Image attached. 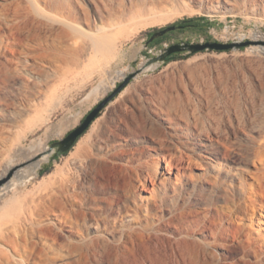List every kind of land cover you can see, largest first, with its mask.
<instances>
[{"label": "rangeland", "instance_id": "rangeland-1", "mask_svg": "<svg viewBox=\"0 0 264 264\" xmlns=\"http://www.w3.org/2000/svg\"><path fill=\"white\" fill-rule=\"evenodd\" d=\"M107 2L110 7L107 20L124 8L130 17L121 30L125 34L113 35L117 38L116 54L100 51L92 56L93 62L92 58L84 57L82 64L71 66L67 73H60L45 85L38 70L41 65L33 57H27V51L34 52L38 46H29L26 42L40 39L42 47L61 50L65 48L64 43L55 42L51 32L41 26L46 18L35 0H0V40L1 35L2 38L7 35V26L12 25V36L25 41L15 45L13 52L0 44V96L13 106L22 102L12 96L17 85L44 90L29 105L21 104L18 109L0 105V172L21 145L29 146L36 139L48 147L76 127L107 94L85 108L79 107L92 89L102 85V91L121 72L136 70L137 66L131 65L133 61L141 66L154 56L146 54V41L154 29L204 15L213 21L208 30L194 32L183 28L164 40L229 42L243 34L248 35L246 39L264 40V0ZM255 33L262 36L257 39ZM21 61H27L26 66ZM169 80L177 84L171 93L165 88L170 86ZM147 92L155 93V103L171 108L183 122H189L195 135L179 143L171 133L170 123L156 115L145 100ZM65 115L74 118L62 131L57 123ZM46 117L44 123L38 124V120ZM25 129L29 132L21 143ZM110 129L122 140L131 137L129 141L124 140L127 150L137 149L139 159L143 163L146 160V165L154 159L161 161L164 155L160 166L165 167L181 151L191 157L176 159V164L183 165L186 173L176 176L175 169L171 182L154 192V212L160 219L148 228L138 227L142 231L141 239L137 240L138 245L135 243L132 253L108 259L109 253L105 252L107 262L264 264V44L258 42L228 51L205 50L185 59L157 62L155 68L139 73L110 101L67 154L54 161L43 156L46 159L42 167L47 162L51 164L49 170L43 175L38 172L19 187L21 198L24 194L26 198L35 195L43 199L44 206L50 208L47 217L52 222L45 237L35 230H25L22 237L17 234L19 251L28 253V264H61V258L54 259L56 247L66 245L71 238L70 228L59 212L68 202L67 193L60 187L62 173L67 169L74 173L71 162L80 145L90 143ZM118 154L117 161L107 162L98 177L105 188L114 186L118 179L123 188V177L117 179L115 174L126 154ZM26 163L29 161L22 166ZM12 177L9 173L0 178V196L2 186ZM33 244L44 247V252H30ZM1 249L5 251L0 253V264H17L12 257L7 259L5 246L1 245ZM2 257L7 261L3 258V262ZM93 257L89 255L87 262L94 261Z\"/></svg>", "mask_w": 264, "mask_h": 264}, {"label": "bare ground", "instance_id": "bare-ground-1", "mask_svg": "<svg viewBox=\"0 0 264 264\" xmlns=\"http://www.w3.org/2000/svg\"><path fill=\"white\" fill-rule=\"evenodd\" d=\"M129 1L132 2V0ZM227 1L234 3V0ZM35 3L43 13L41 15L46 18V21L42 22L41 20V26L43 25L51 32L55 42L65 45V48L61 50L42 47L40 39L33 40V43H30L31 41L26 42L29 46H38H35L38 49L34 52L27 51V57H33L35 62L41 65L38 70L43 84L58 77L60 73H67L71 66L82 64L84 57L92 58L104 50H108L113 55L116 54L117 38L113 35L120 32L123 36L125 33L121 30L124 28V23L128 19L130 20L127 8H124L121 13L113 14L109 18L110 20H107V13L110 12L107 0H35ZM12 29V25L7 26V35L5 38H2L1 35L0 44L13 52L15 45L25 41L24 38L12 36ZM254 36L259 39L262 35L255 33ZM61 46L63 48L62 44ZM94 53L96 54L94 55ZM26 62L21 61V64L26 66ZM156 66L157 63H154L146 69H153ZM127 74L121 72L118 78L102 91V85L92 89L82 99L79 107L85 108L97 101L100 96L108 93L116 85L117 80L123 79ZM169 82L170 86L165 88L168 90L167 92L171 93L173 88H177V84L171 80ZM21 85H17L12 90V96L21 100V104L24 105H29L44 91L42 87L33 90ZM145 100L150 103L151 109L156 115L170 123L171 133L178 139L179 143H184V138L189 140L195 135L192 128H189V122H183L180 115L172 112L171 108L162 107L157 104L158 102L155 103L154 92H147ZM21 104L17 103L12 106L7 98L0 96V105L18 109ZM73 118L71 115H65L58 121L57 125L63 131L73 121ZM47 119L46 117L38 120V124L44 123ZM24 132L25 135L21 143L27 137L29 130L25 129ZM103 133L96 136L90 143L80 145L77 148L71 162V169L74 170V173L67 169L61 176L60 187L67 193L68 202L65 201L67 204L59 212L62 221L68 224L70 228L71 237L66 245L55 246L54 259L61 258V264H113L112 261L107 262L104 257L105 252L109 253H107L108 259L125 257L132 253L133 249L136 248L135 243L138 242V245L139 241L137 240L141 239L142 231L140 230L148 228L160 219L154 212V192L156 189L171 182L175 169L177 170L176 176H182L186 173V168L183 165L176 164L178 159H183L185 156L191 157L183 151L179 156L177 155L178 157L175 156L168 161L166 160L165 167L160 166L164 155H162L161 161L154 159L152 164L146 165V160L143 163L139 159L137 149L129 147L130 150H127L124 140L129 141L131 137L127 136L122 140L113 129ZM46 148L45 144L36 139L29 146L21 145L14 158L6 163L7 165L0 172V178L6 177L9 173L13 174V177L2 186L0 196V253L5 251L1 249V245L5 246L7 259L12 257L17 264H28L29 258L28 253L23 254L19 251L20 245L17 234L22 237L25 230H35L45 237L49 233V223H52L47 217L50 208L47 205L44 206L43 199L35 197V195L28 198L24 197V194H22L23 198L19 195L20 185L39 172L47 157L32 159ZM119 152L126 154L125 158L123 157V160L119 161L120 166L117 168V174H115L117 179L123 177V188H120L119 179L114 186L105 188L104 183L98 177L107 162L117 161L116 156L119 155ZM26 161L29 163L22 166ZM55 224L61 228L56 222ZM138 227L141 229L139 230ZM46 230H48L47 235L45 234ZM31 246L33 247H30V252L42 253L45 250L44 247L37 244ZM89 255L94 256V261L91 263L87 262ZM3 258L6 260V257H2V260ZM49 258L52 259L50 256Z\"/></svg>", "mask_w": 264, "mask_h": 264}, {"label": "water", "instance_id": "water-1", "mask_svg": "<svg viewBox=\"0 0 264 264\" xmlns=\"http://www.w3.org/2000/svg\"><path fill=\"white\" fill-rule=\"evenodd\" d=\"M183 27V25L171 23L164 27L157 28L152 31L150 37L146 41V46H148L155 39L160 38L166 35L168 32L175 31L176 29ZM264 44V40L256 41L254 39H246V40H233L229 42L223 41H202V42H188L181 41L177 43H173L169 47L163 49V51L159 54H156L152 57H149L147 61L138 66L136 61L132 62V67H136L137 69L129 72L121 82L115 86L109 93H107L103 98L99 99V101L87 112L86 116L83 120L72 130H70L64 137L52 141L46 149L38 153L34 160L39 159L43 156H47L48 161H54L59 156H61L64 152L71 148V146L75 143V141L82 136L90 127V125L96 120L99 113L103 111V109L112 101L129 83L130 81L137 76L139 73L144 71L148 66L157 63V62H166L167 58L174 52L179 51H187L189 53H197L205 50H217V51H228L231 49H241L243 47H247L256 43ZM47 166V162L44 163V166L41 167L39 173ZM1 184V183H0Z\"/></svg>", "mask_w": 264, "mask_h": 264}, {"label": "trees", "instance_id": "trees-1", "mask_svg": "<svg viewBox=\"0 0 264 264\" xmlns=\"http://www.w3.org/2000/svg\"><path fill=\"white\" fill-rule=\"evenodd\" d=\"M174 23L180 24V25L184 24V26L182 28L190 29V30H196L194 32H202V31L208 30L209 27H212L213 21H211L208 17H206L204 15H199V16H193V17H189V18H183V19H180ZM172 32H174V31H172ZM151 33H152V31L149 33V37H150ZM167 36H168V34L164 35L160 38H157L153 42H151L149 45L157 44V43L163 41ZM191 55H193V53H189L187 51L174 52L167 58L166 62L169 63L171 61H175V60H179V59H185V58L190 57ZM101 113H102V111L99 113L98 117L101 115ZM78 139L75 141V143L78 141ZM74 144L71 146V148L74 146ZM70 149H68L62 155L67 154L70 151ZM50 167H51V164H48L41 171L40 174L43 175L46 171L49 170Z\"/></svg>", "mask_w": 264, "mask_h": 264}, {"label": "built area", "instance_id": "built-area-1", "mask_svg": "<svg viewBox=\"0 0 264 264\" xmlns=\"http://www.w3.org/2000/svg\"><path fill=\"white\" fill-rule=\"evenodd\" d=\"M240 36H238L237 40H246V38L248 37V35H244L243 37H240ZM172 44H173V42L163 40L157 44L148 45L146 47L147 48V54H153V55L159 54L163 51V49H165L166 47H169Z\"/></svg>", "mask_w": 264, "mask_h": 264}, {"label": "flooded vegetation", "instance_id": "flooded-vegetation-1", "mask_svg": "<svg viewBox=\"0 0 264 264\" xmlns=\"http://www.w3.org/2000/svg\"><path fill=\"white\" fill-rule=\"evenodd\" d=\"M181 25H183V26H184V24H181ZM180 29H183V28H182V27H180V28H178V29H176V30H180ZM176 30H175V31H176ZM170 33H171V32H168L167 34L169 35ZM167 34H166V35H167Z\"/></svg>", "mask_w": 264, "mask_h": 264}]
</instances>
